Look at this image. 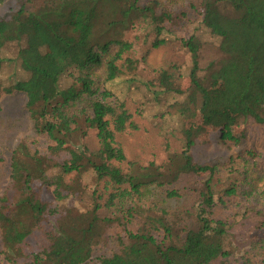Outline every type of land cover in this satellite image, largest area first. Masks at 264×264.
<instances>
[{
  "label": "trees",
  "instance_id": "trees-1",
  "mask_svg": "<svg viewBox=\"0 0 264 264\" xmlns=\"http://www.w3.org/2000/svg\"><path fill=\"white\" fill-rule=\"evenodd\" d=\"M191 5L202 25L219 37L223 56L201 76V41L196 35L183 39L190 54L188 78L201 95L203 118L219 127L222 137L240 142L244 120L264 125V0ZM160 6V0H24L11 18L0 19V98L25 93L36 131L48 136L54 153L68 155L53 162L25 144L13 151L9 183L0 193V264H88L114 224L122 227L118 248L92 264H264V184L248 180L253 185L246 193L257 203L225 216L241 192L234 175L238 159L231 158L225 177L218 164L191 161L190 132L181 151L167 145L162 162L129 158L119 140L137 128L112 88L121 76L137 71L131 55L135 43L127 35L150 26L153 46L167 43L165 22L172 15ZM13 45L14 55H7ZM9 65L14 71L5 79ZM179 69L159 70L160 92H183L175 87ZM174 112L184 114L180 105ZM94 136L96 145L90 141ZM247 153L253 165L264 157L255 149ZM187 173L197 178V202L170 208L168 201L182 199L175 184ZM37 182L55 203L43 198ZM160 188V200L150 196ZM76 198L82 206L70 203ZM252 214L263 218L257 224L262 231L242 246L235 228ZM39 229L48 246L21 263L25 241Z\"/></svg>",
  "mask_w": 264,
  "mask_h": 264
},
{
  "label": "rangeland",
  "instance_id": "rangeland-1",
  "mask_svg": "<svg viewBox=\"0 0 264 264\" xmlns=\"http://www.w3.org/2000/svg\"><path fill=\"white\" fill-rule=\"evenodd\" d=\"M22 2L24 0H6L0 6V19L11 18ZM192 2L195 3L196 0H160V10L165 9L172 15L165 22L168 30L167 43L154 47L155 32L150 26L136 28L127 35V38L135 43L131 55L137 59V71L135 75L121 76L112 88L132 112L137 128L127 129L120 134L119 140L129 158L138 159L143 163L151 160L162 162L166 158L167 145L171 150L181 151L186 145L187 134L190 132L193 141L189 151L191 161L195 164H218L223 167L225 177H228L226 169L230 165L231 158L238 159L240 164L234 175L240 179L241 192L232 202L230 209L226 210V216L234 208L238 209L240 206L257 201L255 198H249L246 192L253 185V183L249 184L248 180H256V186L264 184V157L258 158L259 162L253 165L247 152L255 149L264 153V125L253 118L244 120V136L240 142H235L222 137L221 129L212 126L203 118L199 108L202 98L201 95H197L188 78L190 54L182 40L192 35L199 37L202 45L199 71L201 76L209 73V65L212 62L217 64L223 54L219 49V37L211 34L202 25L198 10L192 7ZM16 49V45H13L6 54L14 55ZM175 65L180 68L178 70L180 76L175 87L183 92H160L162 87L157 82L159 70H173ZM13 71L11 65L6 66L2 76L10 79ZM98 71L104 76L103 67ZM132 76L134 78H131ZM26 100V94L20 91L3 93L0 98V193L9 183L11 157L20 144H25L32 152L50 155L54 159L53 162H61L68 156L66 150L54 153L48 136L36 131L33 119L26 108ZM179 105L180 110L185 114H181L180 117L173 114L174 109ZM95 139V136L90 139L93 145L97 143ZM86 181L91 183V177H87ZM37 185L42 187L43 198L55 203L51 191L41 182H37ZM175 188L180 190L182 199L168 201L170 208L176 203L189 207L197 202L198 182L195 175L190 173L182 175ZM162 192L161 188L155 189L150 196H156V199L160 200L159 195ZM70 203L83 205L78 198ZM262 219L259 215L252 214L244 225H237L235 238L238 243L242 242L241 245L245 246L249 236L261 232L257 224ZM119 229L122 227L114 224L108 230L106 242L96 247L94 256L88 264H92L97 256L108 255L118 248L116 233ZM47 246L48 240L43 229L36 230L24 243L27 256L21 259V263L31 262L30 255L42 251Z\"/></svg>",
  "mask_w": 264,
  "mask_h": 264
}]
</instances>
